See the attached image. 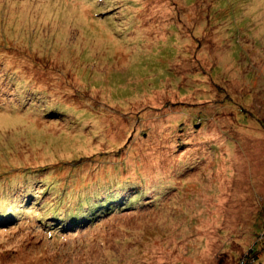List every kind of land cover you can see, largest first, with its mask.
Listing matches in <instances>:
<instances>
[{
  "label": "rangeland",
  "instance_id": "rangeland-1",
  "mask_svg": "<svg viewBox=\"0 0 264 264\" xmlns=\"http://www.w3.org/2000/svg\"><path fill=\"white\" fill-rule=\"evenodd\" d=\"M249 261L264 0H0V264Z\"/></svg>",
  "mask_w": 264,
  "mask_h": 264
},
{
  "label": "trees",
  "instance_id": "trees-1",
  "mask_svg": "<svg viewBox=\"0 0 264 264\" xmlns=\"http://www.w3.org/2000/svg\"><path fill=\"white\" fill-rule=\"evenodd\" d=\"M192 1H194V0H192ZM154 6V5H153ZM23 74V73H22ZM22 77H23V79H24V81H26V80H28L29 79V77L30 76H28V75H22ZM183 103V102H182ZM181 102H176V103H172L171 105L169 104V103H166L165 104V106H167V105H169V107L170 106H178V105H180V104H182ZM164 105V104H163ZM56 113V112H55ZM85 113V112H84ZM83 112H82V110H81V113H80V117H78L77 118V120H73V121H70L71 122V124L75 127V128H71V130H75V129H77L78 127H81L82 128V126H81V122H82V120L83 119H85L86 117H87V115H85ZM48 114H53V112H49ZM92 116H94V115H92ZM97 116V115H96ZM88 117H91V115H89ZM86 118L85 120H87V121H90L91 120V118ZM62 122H64V121H62ZM71 125V126H72ZM70 126V127H71ZM69 127V128H70ZM68 128V129H69ZM90 132H93L94 133V131L93 130H91ZM94 134H96V133H94ZM82 135V134H81ZM97 147V146H96ZM144 149H147L146 148V146H144L143 147ZM166 148V147H165ZM162 163V160H159V162H155L154 164H161ZM171 163V162H170ZM172 170H174V169H172ZM158 175H159V173H158ZM159 177V176H158ZM123 186V185H122ZM123 187H126V186H123ZM29 193H33V190H30L29 191ZM113 194H115V196H118L117 194L118 193H113ZM29 196V195H28ZM126 200V199H125ZM129 201H131V200H129ZM86 202V204H84ZM106 205H108L107 204V201H99V200H97V201H94V200H92L90 197L89 198H87L86 200H84V201H80V203H79V205L78 206H76V208H75V210H72V209H70L69 210V212H68V216L69 217H67V218H65L64 220L65 221H67L68 220V222H70V223H72V224H78V223H80V224H84V223H87V222H91L92 220H94V217H95V214H96V212H97V210L99 211V212H101L102 213V210L100 209L102 206H106ZM124 208H126V207H124ZM101 210V211H100ZM56 212L57 211H55V213H54V215L56 214ZM91 212V213H90ZM90 213V214H89ZM11 214V213H10ZM53 215V216H54ZM55 216H57V217H59L57 220H62L64 217L63 216H61V215H55ZM56 218V217H55ZM250 251H252L253 252V248H251L250 249ZM250 251H248L247 252V254L248 255H250ZM254 254H256V252L254 253ZM254 254H252V255H250L249 256V259H251L252 257V260H254L255 261V257L253 256ZM260 263H262V261H260ZM245 264H251L250 263V261L249 262H247V263H245Z\"/></svg>",
  "mask_w": 264,
  "mask_h": 264
}]
</instances>
